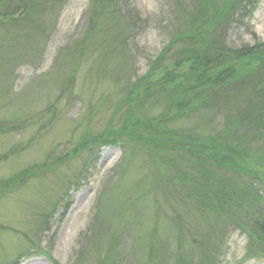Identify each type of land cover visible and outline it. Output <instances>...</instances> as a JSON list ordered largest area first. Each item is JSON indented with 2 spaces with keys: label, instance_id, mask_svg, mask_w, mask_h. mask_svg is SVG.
I'll return each mask as SVG.
<instances>
[{
  "label": "trees",
  "instance_id": "16d2710c",
  "mask_svg": "<svg viewBox=\"0 0 264 264\" xmlns=\"http://www.w3.org/2000/svg\"><path fill=\"white\" fill-rule=\"evenodd\" d=\"M161 1L164 10L147 21L133 0H89L86 35L63 49L64 59L57 56L62 70L86 64L89 76L116 84L113 99L105 101L115 115L106 131L83 137L58 157L60 164L80 163L77 175L64 182L61 203L70 188L88 179L101 148L130 147L131 161L118 164L117 180L95 203L96 221L86 230L83 251L94 264H126L138 253L144 264H221L235 231L247 238L243 257L264 263V42L236 46L227 40L260 0ZM63 2L0 0V19L14 17L0 23V32L10 37L13 28L29 27L39 34ZM157 23L173 32L137 77L138 52L129 40L149 27L157 30ZM68 81L74 82L73 75ZM87 109L91 117L93 107ZM203 126L209 133L201 135ZM137 157L140 177L124 179ZM153 199L154 228L143 237L142 209ZM58 203L52 214H40L38 230L46 228ZM165 204H172L170 214Z\"/></svg>",
  "mask_w": 264,
  "mask_h": 264
},
{
  "label": "rangeland",
  "instance_id": "374dc122",
  "mask_svg": "<svg viewBox=\"0 0 264 264\" xmlns=\"http://www.w3.org/2000/svg\"><path fill=\"white\" fill-rule=\"evenodd\" d=\"M88 1L64 0L55 17L44 19L47 28L39 34L29 27L13 28V38L0 32V264H12L17 259L18 264H94L91 254L83 250L90 235L86 230L96 221L95 203L101 195L109 194V182L116 181V173L121 171L118 164L131 161L130 147L105 145L88 179L70 188L61 203L64 182L77 175L80 163L72 160L60 164L58 157L62 159L75 150L83 137L88 140L104 133L115 117L111 106L105 104L107 97H113L115 83L89 76L86 64L62 70L58 66L61 61L57 63L59 57L65 58L60 54L64 48H72L86 35ZM132 6L148 21L164 10L165 2L133 0ZM12 19H0V23ZM157 26V30L149 27L141 37L129 40L130 47L138 52L137 77L146 74L149 60L173 32L164 23ZM227 40L236 46L264 42V0L250 18L232 29ZM68 74L73 75L71 85ZM89 106L93 107L91 117L87 115ZM199 130L201 135L209 133L204 126ZM53 152L56 156L51 158ZM140 165L141 160L135 158L124 179L140 177ZM22 179L25 183L20 182ZM118 195L119 199L121 192ZM55 203L58 208L46 228L38 230L40 214H52ZM66 204L70 208L63 214ZM157 206L154 199L144 204L143 237L154 228ZM163 207L170 214L172 204ZM246 239L240 231L231 232L221 264H264L243 257ZM129 258L126 264L145 261L142 253Z\"/></svg>",
  "mask_w": 264,
  "mask_h": 264
},
{
  "label": "bare ground",
  "instance_id": "6f19581e",
  "mask_svg": "<svg viewBox=\"0 0 264 264\" xmlns=\"http://www.w3.org/2000/svg\"><path fill=\"white\" fill-rule=\"evenodd\" d=\"M82 181H84V180H82Z\"/></svg>",
  "mask_w": 264,
  "mask_h": 264
}]
</instances>
